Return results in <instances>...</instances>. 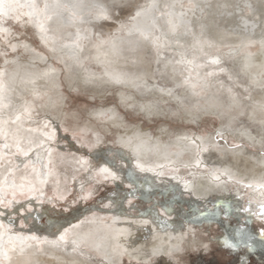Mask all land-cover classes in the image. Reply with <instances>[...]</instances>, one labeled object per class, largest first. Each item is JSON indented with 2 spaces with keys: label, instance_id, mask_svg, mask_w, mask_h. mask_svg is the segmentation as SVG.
<instances>
[{
  "label": "bare ground",
  "instance_id": "obj_1",
  "mask_svg": "<svg viewBox=\"0 0 264 264\" xmlns=\"http://www.w3.org/2000/svg\"><path fill=\"white\" fill-rule=\"evenodd\" d=\"M107 1L111 3V0H97L109 6ZM140 1L139 5L145 6L153 3V0ZM182 1L154 0L156 7L147 16L130 18L128 23L121 24L116 35L99 33L96 39L94 27L101 20L95 18L96 10L84 9L78 12L83 16L82 21H72L69 10L61 9V22H45L49 31L44 41L53 54L58 52L69 70L75 68L76 81L83 85L91 82L93 87L95 83H105L119 89V97L144 113L148 120L170 114L192 125L209 115L219 120V127L204 137L170 129L167 124L159 125L156 134L151 135L149 130L137 125L128 129L117 109L106 107L101 111V120L120 126L116 140L110 141L100 132L82 128L84 133L92 131V137L86 135V138L95 147L99 143H111L123 147L127 153H121L115 161L102 160L97 177L104 181L109 177L108 183L116 180L142 193L149 189L159 191L155 187L165 189L172 184L165 191L179 196L188 188L196 198L197 207L191 205L190 213L165 207L167 211L150 208L143 214H131L124 210L128 193L120 191L110 204L116 208L109 221L94 212L70 225L69 235L83 241L88 255L62 249L58 245V237L62 235L58 229L44 241L43 248L34 239L26 244L19 237L13 238L16 245L6 241L0 253L6 251L8 256L0 255V264H102L90 256L105 259L109 264L116 263L123 255L138 263L174 258L186 235L191 246L194 245L195 238L188 232L194 223L192 214H202L204 208L208 209L205 199L210 195L224 190L233 181L250 185L258 195L264 194V155H261L264 151V0H188L191 4L187 5ZM44 2L36 0L40 8ZM61 2L71 6L73 0ZM4 4L0 13L5 16L9 12L14 14L16 6L26 7L29 13L33 11L32 0H4ZM8 4L13 7L8 8ZM136 28L150 30L153 38L159 36L161 41L141 39ZM146 49L153 54L152 64L144 58ZM2 68L6 71L0 72L3 87L0 136L4 139V149L0 150L1 194L14 191L33 198L34 194L40 196L51 190L62 197L69 188H64L65 177L68 183L87 162L75 155L69 162L62 161L66 155L58 151L57 156L50 150L44 165L41 145L52 148L54 130L49 126L47 133L46 125L28 123L41 113L29 102V96L36 99V94L30 95L32 90L47 89L51 85L50 75L34 60L22 62L10 58ZM145 94L151 98L145 99ZM26 102H29L28 112L20 113ZM55 109L51 114L60 120L61 113ZM54 121L51 120L53 126ZM217 132L243 147L233 148L218 142L217 145ZM41 166L46 167L45 178L39 176ZM55 167L61 168L57 171ZM188 168L193 177L190 184L181 178ZM171 202L176 201L171 199Z\"/></svg>",
  "mask_w": 264,
  "mask_h": 264
},
{
  "label": "rangeland",
  "instance_id": "obj_2",
  "mask_svg": "<svg viewBox=\"0 0 264 264\" xmlns=\"http://www.w3.org/2000/svg\"><path fill=\"white\" fill-rule=\"evenodd\" d=\"M139 1L132 0L133 7H126L124 10L119 7H110V18L96 22L94 38L96 39L99 33L103 36H106L107 33L116 35L121 24H126L130 20L135 9L134 5L141 4V1ZM107 2L110 6L111 3ZM188 2V0L182 1L185 5L191 4V2ZM14 10V14L9 12L7 16L0 13V22L3 24L0 30H7L0 31V72L6 71L5 68H2V64L10 58L22 62L25 59L26 61L34 60L42 69L48 72L51 85H48V88L44 90L38 88L32 90L30 95L36 94V99L29 96L31 98L29 102L34 103L42 114H37L36 117L38 118L35 120L30 119L28 123L33 121L32 124L41 127L46 125L47 133L50 131L49 126H52L54 130L51 134L54 140L52 148L41 145V153L44 151V165L51 151L56 153L57 156L59 155L58 151H60L63 155H66V159H61L62 161L69 162L71 157L75 155V157L86 160L87 166L80 173L75 174L68 183L66 181L67 177H65L66 187L64 188L67 189V186L69 188L62 197H58V194L51 190L40 196L34 194L33 198H30V194L14 191L13 193L3 192L2 195L0 190V201H3V203H0V225H2L0 227V251L5 248V243L8 240L16 245V241L13 240L16 237L29 238L24 240L26 244L34 239L37 245L43 248L44 241L50 238L52 233H56V230L61 229L60 232L65 236V240L61 241L58 237V245L62 249L70 252L75 249L81 255H88L85 252L86 248L82 243L83 241L80 239L77 241L76 238L69 235L71 232L70 225L75 224L78 218L83 220L90 215H94V212L104 220L109 221L116 208H113V205L110 206V204H113L112 200L121 193L120 191L128 193L124 210L126 209L131 214H143L150 208L159 211L165 207L173 208L177 212L186 210L190 213L192 211L191 205L197 207L196 198L187 191L188 188H184L179 196L170 191H165L172 184L165 189L164 187H155L159 191L153 192L149 189L147 193H142L140 191L135 192L130 185H120L116 180L113 181L114 183H108L109 177L105 181L97 177L96 172H99L102 160L115 161L121 157V153L124 152V155H127V153L123 147H116L111 143H99L95 147V144L86 138V135L92 137V131H90L91 133H84L82 128L86 127L100 132L105 139L107 138L110 141L116 140V132L120 130V126L116 123L106 124L101 120V111L106 107L117 109V114L122 117L128 129H131L132 125H137L138 128L149 130L151 135L156 134L159 125L167 124L170 129L189 131L193 135L200 134L204 137L219 127V120L209 115L202 122L192 125L193 123L180 122L178 117H172L171 114L170 116H163V118L152 117L148 120L144 113L137 111L134 105L131 108L126 101L119 97V89L105 86V83L102 85L95 83L93 87L91 82L83 85L76 81L77 78H74L75 68L69 70L58 52L53 54L46 42L41 40V33L26 7L16 6ZM231 26L229 25L228 28H231ZM10 45H17L16 50L13 51ZM25 45H27V48H25ZM152 55L150 49L145 50L144 58L151 64L153 62V60L151 62ZM84 62L81 60V63L84 64ZM102 86H105V88ZM143 97L146 99L150 96L145 94ZM50 98L53 99V102L50 101ZM26 103L21 108L23 112L20 113L28 112L29 104ZM55 108L61 113L60 120L57 116L51 114L55 112L53 111ZM20 115L22 116V114ZM97 118L99 119L97 120ZM51 120H55L53 122L54 126ZM222 136L223 139L219 141L216 139V143L218 142L220 145L237 144L235 140L227 135ZM1 137L0 150L4 149V139ZM248 148L251 147L248 146ZM16 154L19 153L16 152ZM5 156L9 157L8 155ZM56 163L57 160L51 166ZM123 164L125 166L124 161ZM60 168L55 167V170L58 171ZM45 171L46 167L44 169L41 166L39 176L45 178ZM188 171L189 168L181 175V178L187 184H190L193 177ZM227 186L224 189L225 191H216L208 199H205V203H208V209L204 208L202 214H199V212L192 214L194 223L191 226L194 225V227L189 226L188 232L195 238L193 246L189 243V237L186 235V241L182 243V248L174 253V258H158L138 263L123 255L119 261L110 264H264V243H261L264 237L260 235V231L264 230V215H261L260 212V205L264 203V194L258 195L256 190H252L248 185L236 181ZM178 189H181L180 186ZM171 199H175L176 202H171ZM182 200L191 204L182 203ZM244 209L249 210L245 211ZM73 241L76 243L74 244ZM229 244H236L237 246L231 248ZM89 258L96 263L100 261L102 264H109L105 259L99 257L93 258L90 256Z\"/></svg>",
  "mask_w": 264,
  "mask_h": 264
},
{
  "label": "snow or ice",
  "instance_id": "obj_3",
  "mask_svg": "<svg viewBox=\"0 0 264 264\" xmlns=\"http://www.w3.org/2000/svg\"><path fill=\"white\" fill-rule=\"evenodd\" d=\"M8 8L13 7L12 4L7 5ZM31 7L33 11L29 13V15L33 18V22L35 23L37 29L41 33V40L44 41L47 38V32L49 29L46 27L45 22L51 23L53 20H56L57 23L61 22L63 19L62 12L59 11L61 9L69 10V17L72 21L75 20H81L83 19L82 15H78V12H82L84 9L96 10V19H109L110 15V7L116 8L119 7L121 10H124V8H131L133 7L132 0H111L110 6H105L102 3L97 2V0H73V3L71 6L68 4H64L61 2V0H45L43 8H40L39 5L36 3V0H32ZM135 14L131 17V19L135 20L138 17H141L142 15L147 16L155 7L156 4L153 0V3L145 5H135ZM167 7V5L165 6ZM250 7V6H249ZM5 8L4 0H0V12H3ZM161 15H165L164 13H161ZM169 16H171V13H168ZM169 24H171V20L168 21ZM152 27H155V21H153ZM172 30L175 31V26H172ZM0 31H7L6 29L0 30ZM135 31L138 33L139 37L143 40H149L153 39V42H160L161 37L152 36V33L150 30L143 29V28H136ZM10 47L13 49V51L16 50L17 45H10ZM25 48H27V45H25ZM7 63V61H5ZM2 75V73H0ZM3 91L2 85H0V92ZM216 139L220 140L223 139V136L220 132L216 133ZM194 142V141H193ZM233 148H239L243 147L239 144L232 145ZM27 155V152L24 153ZM261 155H264V151L261 152ZM102 171H108L107 169H102ZM250 186V185H249ZM0 203H3V201H0ZM245 211L249 209H244ZM163 211H167V209H163ZM260 212L261 215H264V203L260 205ZM2 227V225H0ZM260 235L264 237V230L260 231ZM29 239L27 237H22L21 242L24 240ZM61 241L65 240V236L61 235L59 237ZM227 239V238H226ZM75 244L76 242L73 241ZM261 243H264V240L261 241ZM236 244H229V247L235 248ZM75 251V249H74ZM0 255H3L5 257L8 256V253L5 251L3 253H0ZM10 259V257H9Z\"/></svg>",
  "mask_w": 264,
  "mask_h": 264
}]
</instances>
